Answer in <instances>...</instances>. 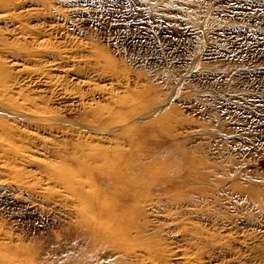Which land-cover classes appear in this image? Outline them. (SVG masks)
Returning <instances> with one entry per match:
<instances>
[{
  "label": "rangeland",
  "instance_id": "374dc122",
  "mask_svg": "<svg viewBox=\"0 0 264 264\" xmlns=\"http://www.w3.org/2000/svg\"><path fill=\"white\" fill-rule=\"evenodd\" d=\"M0 71V264H264V0H0ZM103 156L168 172L116 239Z\"/></svg>",
  "mask_w": 264,
  "mask_h": 264
},
{
  "label": "bare ground",
  "instance_id": "6f19581e",
  "mask_svg": "<svg viewBox=\"0 0 264 264\" xmlns=\"http://www.w3.org/2000/svg\"><path fill=\"white\" fill-rule=\"evenodd\" d=\"M6 78L7 73L0 71L1 85ZM6 89L9 88L6 87ZM32 105L36 107L33 101ZM134 136L135 134L131 135L130 133L128 139L131 140V138H135ZM129 154L126 153L128 157ZM103 160L97 161L99 164L91 170L93 181H89L90 191L85 192L83 186L79 187L78 193H83L86 196L84 203L87 205L84 206L80 203L81 212L83 213L82 222L92 232L93 237L99 236L101 238L105 235L106 238L109 237L108 239H116V236L112 233L118 232L117 224L124 219V214L128 212L126 210L130 203L138 197L141 198L147 195V190L150 189L147 186L149 183L152 185V190L160 191L163 184L162 180H165L162 177H165L168 172L153 171L154 168L144 166L139 162L131 163L122 160L114 163L109 161L107 156H103ZM86 172H90V168H87ZM101 191L102 193H100ZM96 198H98V201H96ZM86 200L90 203V207H88ZM103 224L107 225L106 227L110 229V232L103 230ZM2 257L3 255H0V259Z\"/></svg>",
  "mask_w": 264,
  "mask_h": 264
}]
</instances>
